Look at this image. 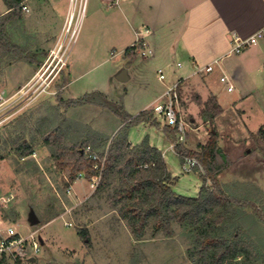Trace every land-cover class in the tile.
I'll use <instances>...</instances> for the list:
<instances>
[{
	"label": "rangeland",
	"instance_id": "obj_1",
	"mask_svg": "<svg viewBox=\"0 0 264 264\" xmlns=\"http://www.w3.org/2000/svg\"><path fill=\"white\" fill-rule=\"evenodd\" d=\"M23 4L28 10L22 9L20 18L8 24L7 34L9 41L30 59H19L15 53L0 48V195H13L7 204L0 205V213L18 231H36L41 237L34 264H193L187 253L193 246L196 233L193 229L173 224L172 236L158 234L151 238L146 232L140 240L134 239L126 222L111 207L113 184L92 189L91 176H86L84 171L79 172L78 180L79 173L74 180H69L68 167L61 166L54 158L62 148L71 154L68 149L85 140L90 145L85 150L87 157L95 154L102 160L100 152L123 122L102 106L66 107L65 102L91 91H101L112 101L121 103L127 113L136 115L141 103L151 99L161 87L157 80L158 65L145 62L142 76L133 74L130 80H118L116 72L128 63L121 54L111 56L107 49L96 52L75 49L82 24L76 38L68 36L55 57L51 51L57 50L64 38L63 26L69 11L74 7L78 18L81 0H24ZM6 11L0 0V17ZM79 24L80 18L76 19V25ZM59 57L65 62L62 70L55 77L54 71L45 78L50 72V69L45 71L48 64L55 65ZM142 64L139 62V66ZM40 69L45 75L35 77ZM194 92L193 88L187 89L184 95L188 103L181 101L183 107H188L189 99L196 103L191 104L188 111L185 108L186 113L183 107L181 110L185 120L190 122L183 144L188 150L200 151V146L209 138L210 129L216 126L190 121L194 115L201 118L198 109L203 108V102ZM240 105L253 107L250 112L255 114L251 99ZM231 117L230 113L225 114L221 118L223 125L228 126ZM157 120L165 124L160 116ZM251 121L254 126L255 118ZM226 131L231 136H239L241 128L227 127ZM226 137L228 139V135ZM144 138L163 152L167 168L176 178L175 184L172 182L175 193L196 196L202 184L200 175L205 174L203 167H191L192 172H184L187 170L180 158L169 149L170 140L156 126L138 124L130 128L128 139L133 145ZM232 143L224 139L222 147L218 145L228 160L217 175L219 184L226 194L254 202L264 214L263 133H248L241 142L234 141L233 144L238 145ZM24 145L31 148V154L20 155ZM68 154L62 157L71 159ZM219 161L223 162L220 157ZM75 181V188L84 196L74 192ZM206 184L210 185V181ZM70 185L71 193L67 190ZM254 213L248 207L235 209L233 226L241 227V240L250 255V263L264 264V222ZM32 216L38 219L35 225L31 224ZM79 230L85 231L88 238L81 239ZM239 258L243 260L244 255ZM0 264L16 263L0 259Z\"/></svg>",
	"mask_w": 264,
	"mask_h": 264
},
{
	"label": "crops",
	"instance_id": "obj_2",
	"mask_svg": "<svg viewBox=\"0 0 264 264\" xmlns=\"http://www.w3.org/2000/svg\"><path fill=\"white\" fill-rule=\"evenodd\" d=\"M81 24L83 29L75 49L85 52L107 49L111 56L121 54L129 64L127 80L133 74L141 75L148 61L158 65L157 73L163 70L164 80H159L157 74L162 88L141 103L139 112L151 109L166 87L180 79L181 110V101L188 100L184 93L189 88H193L201 102L214 97L220 106L221 113L213 122L219 146L224 139L241 142L248 133L264 136V39L240 51L231 50L235 38L245 39L264 26V0H85L79 28ZM139 43L143 44L145 55L141 54V47L135 56H125L127 48ZM215 59L220 62L215 63L211 71L196 73L197 67ZM139 62L143 64L139 66ZM222 75L228 78L226 84L220 80ZM144 81L143 86L147 88ZM229 85L232 86L230 91L227 90ZM247 99L255 105L254 115L250 112L253 107L240 105ZM189 101L188 107H183L184 112L185 108L190 110L191 104L196 105L194 100ZM229 113L232 115L230 123L223 125L221 118ZM194 120L203 121L198 115L190 117L191 122ZM227 127L231 130L240 127L241 133L231 136ZM188 133L186 131L185 138ZM129 143L133 144L130 140ZM170 148L178 156L171 142ZM162 155L164 157L163 152ZM186 170L184 172H192ZM76 182L73 191L84 196L75 188Z\"/></svg>",
	"mask_w": 264,
	"mask_h": 264
},
{
	"label": "trees",
	"instance_id": "obj_3",
	"mask_svg": "<svg viewBox=\"0 0 264 264\" xmlns=\"http://www.w3.org/2000/svg\"><path fill=\"white\" fill-rule=\"evenodd\" d=\"M2 1L7 11L0 17V48L7 53H15L19 59L29 60L18 46L9 41L7 34L8 24L20 18L24 0ZM141 47L140 43L130 46L125 56H135ZM85 104L107 108L123 121L114 136L107 140L106 148L100 152V156L105 158L95 189L113 184L109 200L111 207L126 222L134 239L140 240L146 232L151 238L158 234L172 236L173 224H178L196 232L193 246L187 250L193 264H251L250 255L246 253V246L241 240V227L233 226L235 209L251 208L262 222L264 214L254 202L229 196L219 184L217 175L228 160L217 144V132L213 126L200 151L188 150L183 142H178L176 128L161 123L152 110L145 109L130 115L121 103L112 101L101 91H91L64 103L66 107ZM200 112L203 121L212 125L221 108L214 97H209L203 102ZM138 124L154 125L161 129L174 144L182 163L185 157L199 161L200 165L194 168L203 167L205 174L200 175L202 184L196 196L175 193L172 182L176 178L171 176L161 150L152 146L147 138L138 144L129 143L128 132ZM89 147L88 141L84 140L68 149L71 154L62 148L58 152L60 154L54 156L61 166L68 167L69 180H74L75 175L82 171L88 177L96 173L93 169L95 160L85 153ZM19 153L23 156L31 154L32 150L24 145ZM66 154L71 159L62 157ZM208 180L210 185L206 184ZM78 234L83 240L88 238L83 230H79ZM241 255H244L243 260L239 258Z\"/></svg>",
	"mask_w": 264,
	"mask_h": 264
},
{
	"label": "built area",
	"instance_id": "obj_4",
	"mask_svg": "<svg viewBox=\"0 0 264 264\" xmlns=\"http://www.w3.org/2000/svg\"><path fill=\"white\" fill-rule=\"evenodd\" d=\"M73 2V0H71ZM80 10L78 11V18H81L84 10H85V0H81ZM23 10H28L25 4H22ZM76 12L74 7L69 11L68 18L65 21L63 26V35L64 38L60 40L58 43L57 50H52L51 54H59L62 50V47L65 44V39L70 36L71 39H75L77 33L79 31V25H76ZM260 39H264V26L258 29L255 33L245 39L235 38L233 40L232 51H240L242 48L256 44ZM141 54L145 55V48L142 44ZM56 57V55H55ZM220 62V60L215 59L214 61L199 66L196 68V73H207L213 69L215 63ZM65 62L63 58L59 57L58 61L55 65L48 64L45 71L50 69V72L47 74L45 78H47L51 73L55 71L53 76L55 77L62 70ZM36 72L35 77H43L45 72L41 71ZM44 79V78H43ZM158 79L164 80L165 74L163 70H158ZM221 82L227 83L228 78L226 75H222L220 77ZM180 85L181 80L178 79L172 83H170L165 91L162 93L158 102H156L151 110L156 116H160V118L164 121V123L172 128H176V136L178 142H183L185 139V133L188 128H190V122L186 121L182 115L180 108ZM227 90H232V86L229 85ZM174 146V144H173ZM89 156L95 160L93 164V169L95 170V174L91 176L90 187L95 189L99 180L100 173L103 167L104 158L102 160L98 159L95 154H89ZM195 165H200L199 161L192 157H185L183 162V168L191 169ZM77 179L81 178V173L76 176ZM72 186L70 185L67 190L70 192ZM13 195H0V205L7 204ZM40 236L37 235L36 231H29L27 233H22L18 231L17 227L10 223L7 218L0 213V259L10 260L16 264H34L37 258V255L40 251L41 242L39 240ZM34 261H31V259Z\"/></svg>",
	"mask_w": 264,
	"mask_h": 264
},
{
	"label": "water",
	"instance_id": "obj_5",
	"mask_svg": "<svg viewBox=\"0 0 264 264\" xmlns=\"http://www.w3.org/2000/svg\"><path fill=\"white\" fill-rule=\"evenodd\" d=\"M128 66H129L128 63L125 64V66H124L123 68H121V69L117 72L116 77H117L118 80H120V81H126V80L128 79V74H127V67H128ZM37 223H38V219L35 218L34 216H32V218H31V224H32V225H35V224H37ZM39 240H40V242H41V244H42V239H41V237L39 238ZM31 261H34V259L32 258Z\"/></svg>",
	"mask_w": 264,
	"mask_h": 264
}]
</instances>
